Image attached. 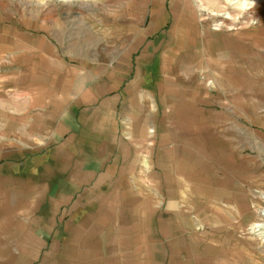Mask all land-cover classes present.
Wrapping results in <instances>:
<instances>
[{"label": "rangeland", "instance_id": "1", "mask_svg": "<svg viewBox=\"0 0 264 264\" xmlns=\"http://www.w3.org/2000/svg\"><path fill=\"white\" fill-rule=\"evenodd\" d=\"M262 225L264 0H0V264H264Z\"/></svg>", "mask_w": 264, "mask_h": 264}, {"label": "crops", "instance_id": "2", "mask_svg": "<svg viewBox=\"0 0 264 264\" xmlns=\"http://www.w3.org/2000/svg\"><path fill=\"white\" fill-rule=\"evenodd\" d=\"M179 109L181 110L182 108H179ZM184 112L185 111L181 110V117H183ZM68 117H69L68 119H62L58 125V130H59L60 134L67 135L69 132L75 131L79 128L78 124L80 123L79 122L80 120H78V116H74V115L70 114ZM72 117H73V119H71ZM75 117H77V119ZM60 158L62 159V156H60ZM61 159H60V162L62 164ZM73 165H76L75 168H77V169H81V167H82V172L77 171L76 173L69 174L67 181L64 182L66 184L65 186H66L67 191L69 193H72V194L79 191L80 188L83 187L85 185V182H86V172L83 171L84 164L81 167H80V164L78 162H77V164L73 163ZM61 166H63V165H61Z\"/></svg>", "mask_w": 264, "mask_h": 264}, {"label": "bare ground", "instance_id": "3", "mask_svg": "<svg viewBox=\"0 0 264 264\" xmlns=\"http://www.w3.org/2000/svg\"><path fill=\"white\" fill-rule=\"evenodd\" d=\"M260 225H256V227H259ZM262 228H264V225L261 226ZM262 232H264V230H262Z\"/></svg>", "mask_w": 264, "mask_h": 264}]
</instances>
